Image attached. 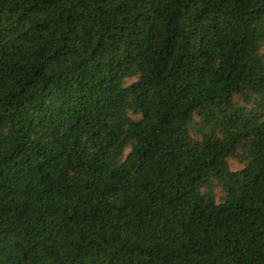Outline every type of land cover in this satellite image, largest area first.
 I'll list each match as a JSON object with an SVG mask.
<instances>
[{
  "label": "trees",
  "instance_id": "obj_1",
  "mask_svg": "<svg viewBox=\"0 0 264 264\" xmlns=\"http://www.w3.org/2000/svg\"><path fill=\"white\" fill-rule=\"evenodd\" d=\"M0 264H264V0H0Z\"/></svg>",
  "mask_w": 264,
  "mask_h": 264
},
{
  "label": "rangeland",
  "instance_id": "obj_2",
  "mask_svg": "<svg viewBox=\"0 0 264 264\" xmlns=\"http://www.w3.org/2000/svg\"><path fill=\"white\" fill-rule=\"evenodd\" d=\"M228 162H229L230 168L233 170H237L241 167V165L237 162V160L234 157H230L228 159Z\"/></svg>",
  "mask_w": 264,
  "mask_h": 264
}]
</instances>
